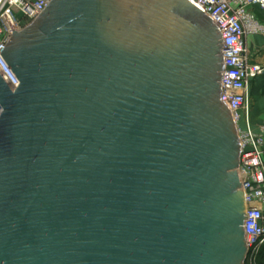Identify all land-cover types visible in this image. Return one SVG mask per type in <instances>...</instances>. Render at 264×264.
I'll use <instances>...</instances> for the list:
<instances>
[{
    "label": "water",
    "instance_id": "1",
    "mask_svg": "<svg viewBox=\"0 0 264 264\" xmlns=\"http://www.w3.org/2000/svg\"><path fill=\"white\" fill-rule=\"evenodd\" d=\"M220 26L188 0H51L1 55L0 264H243Z\"/></svg>",
    "mask_w": 264,
    "mask_h": 264
},
{
    "label": "built area",
    "instance_id": "2",
    "mask_svg": "<svg viewBox=\"0 0 264 264\" xmlns=\"http://www.w3.org/2000/svg\"><path fill=\"white\" fill-rule=\"evenodd\" d=\"M51 0H0V53L13 31L32 23ZM220 28L223 44L221 101L234 121L240 143L236 169L243 189L245 216L243 228L246 258L243 264H259L264 244V120L255 117L250 103V87L264 75V64L252 61L247 38L262 36L264 24L255 9L264 13V0H188ZM0 75L14 91L19 79L0 54ZM1 110V105H0Z\"/></svg>",
    "mask_w": 264,
    "mask_h": 264
},
{
    "label": "crops",
    "instance_id": "3",
    "mask_svg": "<svg viewBox=\"0 0 264 264\" xmlns=\"http://www.w3.org/2000/svg\"><path fill=\"white\" fill-rule=\"evenodd\" d=\"M257 18L264 24V13L255 9ZM247 47L252 55V61L264 64V38L262 36H250L247 38ZM255 92L258 94L264 88V75L253 81ZM262 106V105H261ZM254 110V109H253ZM258 113V115H256ZM254 111L255 117L259 120H264V113Z\"/></svg>",
    "mask_w": 264,
    "mask_h": 264
},
{
    "label": "rangeland",
    "instance_id": "4",
    "mask_svg": "<svg viewBox=\"0 0 264 264\" xmlns=\"http://www.w3.org/2000/svg\"><path fill=\"white\" fill-rule=\"evenodd\" d=\"M254 88L255 86H254V83L252 82L251 87H250L251 107L254 109L253 111L264 113V88L262 89V92L261 93L259 92L258 94L255 92L256 90ZM256 115H258V113H256ZM259 258H260L261 263L264 264V247L261 251Z\"/></svg>",
    "mask_w": 264,
    "mask_h": 264
},
{
    "label": "trees",
    "instance_id": "5",
    "mask_svg": "<svg viewBox=\"0 0 264 264\" xmlns=\"http://www.w3.org/2000/svg\"><path fill=\"white\" fill-rule=\"evenodd\" d=\"M263 247H264V244L262 245V247L260 249V252H259V256H258V262H259V264H262L259 257H260V254H261V251H262Z\"/></svg>",
    "mask_w": 264,
    "mask_h": 264
}]
</instances>
